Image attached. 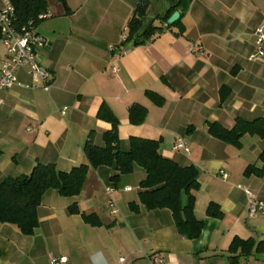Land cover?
<instances>
[{"label":"crops","instance_id":"0c3cea01","mask_svg":"<svg viewBox=\"0 0 264 264\" xmlns=\"http://www.w3.org/2000/svg\"><path fill=\"white\" fill-rule=\"evenodd\" d=\"M48 2L52 16L37 30L48 40L39 58L52 73V87L0 92V181L30 174L38 161L62 171L88 163L87 139L92 134L104 146L113 126L100 115L105 109L118 120L124 151L133 137L152 138L165 157L199 169L194 211L203 227L189 238L170 209H146L142 166L117 181L114 166H100L89 169L76 196L46 191L33 234L0 223V264H50L51 254L67 256L68 264H151L156 253L164 264H264V215L251 218L248 212L252 196L264 200V176L246 173L261 165L264 137L246 134L233 144L209 130L215 122L232 128L237 118L264 119V57L252 58L264 0H189L179 6V0H149L140 30L126 42L121 35L140 0H68L69 12L59 0ZM176 10L180 21L167 27L163 17ZM151 26L163 30L136 44L146 38L137 34ZM6 56L0 39V64ZM17 75L31 81L24 68ZM134 107L146 109L142 121L132 119ZM178 137L189 152L173 149ZM107 186L115 188L117 213L107 207ZM75 203L78 213L70 211ZM212 205L221 216L208 214ZM83 213H95L100 225Z\"/></svg>","mask_w":264,"mask_h":264},{"label":"trees","instance_id":"16d2710c","mask_svg":"<svg viewBox=\"0 0 264 264\" xmlns=\"http://www.w3.org/2000/svg\"><path fill=\"white\" fill-rule=\"evenodd\" d=\"M16 12L18 27L28 26L32 23L37 26L42 19L39 16L48 12V0H11ZM69 12L68 0H59ZM149 0H140L135 17L129 23L128 41L135 38L146 15ZM189 0H179V5H187ZM170 15L163 17L168 23ZM180 20L175 22L177 24ZM171 25L168 24L167 27ZM163 28L151 26L136 38L145 36L143 40L135 43H143L147 39H152L156 32H161ZM1 34V31H0ZM0 35V39H1ZM229 91L224 90L221 94L225 98ZM151 97L162 102L154 93ZM142 114L135 115L137 111ZM146 109L134 107L131 112L134 121H142L146 114ZM102 117L112 122V129L104 134L105 144L99 146L94 143L93 135L87 139L84 151L88 163L72 167L70 171H62L53 163L44 164L36 162L31 173L8 177L0 181V223L15 225L23 234L31 235L39 226L38 208L42 198L49 189H56L63 196H76L81 193L86 176L90 168L100 166H114L116 174L114 181H117L123 174L133 172L136 165L142 166L146 170V177L140 182V200L148 210L168 208L172 211L176 227L189 238H196L200 235L203 221L195 217L194 190L199 184V169L195 165L183 166L176 161L165 157L160 151V141L142 137H133L128 150L121 149L118 137V120L112 113L102 109ZM210 133L227 143L240 144L241 139L246 134L264 137V119L257 118L245 120L237 118L232 128H226L220 123H212L209 126ZM261 165H251L246 173H254L264 176V150L260 156ZM132 207L138 210L135 204ZM72 213L80 211L75 203L70 207ZM208 214L221 216L219 208L211 206ZM85 220L93 225H100L101 221L95 213H83Z\"/></svg>","mask_w":264,"mask_h":264},{"label":"built area","instance_id":"2783aa9c","mask_svg":"<svg viewBox=\"0 0 264 264\" xmlns=\"http://www.w3.org/2000/svg\"><path fill=\"white\" fill-rule=\"evenodd\" d=\"M49 12L43 13L39 16L40 19H46L51 17ZM17 20L15 7L11 0H0V31L1 41L7 51L6 58L1 61L0 64V92L5 89L14 88V86H20L23 88H37L40 87L46 91H49L52 87V73L46 68L39 58V51L48 46V40L43 35L38 33L37 26L30 23L28 26L18 27L15 24ZM168 24V23H167ZM129 26L123 29L121 38L123 41L127 39ZM256 45L257 51L252 58L264 57V25H260L256 32ZM198 50L202 49V46H198ZM125 52V49L122 50ZM25 69L27 75H29L31 81L24 82L19 79L17 75L21 69ZM118 71V66H113V72ZM3 98L0 94V104L3 102ZM64 114L66 109L61 110ZM174 150L190 151L188 143L179 138L174 144ZM224 178L229 175L225 171H221ZM250 195L251 192L245 186L240 185ZM130 189V187L128 188ZM105 191L108 196L107 207L111 209L113 213H117V202L114 198L115 188L113 186H107ZM248 212L251 218L257 216V214L264 215V200L251 197L248 205ZM125 258H121L120 261L124 262ZM151 264H164L165 258L162 254L156 253L151 257ZM50 264H68L67 256L50 255Z\"/></svg>","mask_w":264,"mask_h":264},{"label":"water","instance_id":"95a60500","mask_svg":"<svg viewBox=\"0 0 264 264\" xmlns=\"http://www.w3.org/2000/svg\"><path fill=\"white\" fill-rule=\"evenodd\" d=\"M181 18V12L176 10L172 13V15L168 19V24H174Z\"/></svg>","mask_w":264,"mask_h":264},{"label":"rangeland","instance_id":"374dc122","mask_svg":"<svg viewBox=\"0 0 264 264\" xmlns=\"http://www.w3.org/2000/svg\"><path fill=\"white\" fill-rule=\"evenodd\" d=\"M117 207V206H116Z\"/></svg>","mask_w":264,"mask_h":264}]
</instances>
